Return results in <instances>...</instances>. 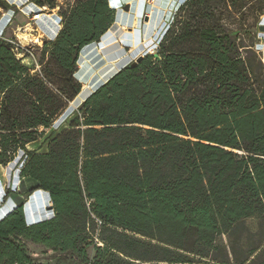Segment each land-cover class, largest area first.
Segmentation results:
<instances>
[{
	"label": "trees",
	"instance_id": "1",
	"mask_svg": "<svg viewBox=\"0 0 264 264\" xmlns=\"http://www.w3.org/2000/svg\"><path fill=\"white\" fill-rule=\"evenodd\" d=\"M263 13L264 0L184 3L157 52L101 84L41 154L28 145L82 92L81 53L115 12L108 0H74L38 48L40 69L0 37V166L21 151V196L48 193L54 213L28 225L22 203L0 220V264H39L26 243L56 264H205L220 237L234 243L248 220H264Z\"/></svg>",
	"mask_w": 264,
	"mask_h": 264
},
{
	"label": "rangeland",
	"instance_id": "2",
	"mask_svg": "<svg viewBox=\"0 0 264 264\" xmlns=\"http://www.w3.org/2000/svg\"><path fill=\"white\" fill-rule=\"evenodd\" d=\"M73 1L74 0H58V7L55 9H49L47 7L42 9V14H44V16L40 17H42V19L50 18L54 22L52 33H49L50 36H55L62 26L63 19L60 16V12L65 10ZM188 1L189 0H162L159 1L160 3L157 1V4L154 0H135L130 4L120 3L118 5L113 3L112 0H108L109 8L115 12L116 16L115 23L108 32L112 33V38L124 49L123 55L121 58L116 59L114 63L110 62L106 68L100 70L99 68L105 63V58L109 59L108 54L105 52L106 49L101 46L103 39H101L99 43L84 48L81 53L82 57L78 63L80 70L76 73L77 79L83 83L82 95L76 101L69 104V108L55 122L51 129L45 130L41 128L40 132L44 134L37 142L30 144L27 149L29 151L46 153L48 149L47 143L51 139L50 137L58 134L69 126V123L76 117L75 111L79 104L85 101L92 92L120 69L134 63L140 57L155 54L163 36L172 23L176 10ZM7 2L13 5L11 12L0 7V21H3V17L7 19L3 26L6 36L9 39L15 40L23 49H31V51H34L36 61L40 65L41 51L38 50V48H41L45 42H48L45 35L41 34V30L39 29L42 26L40 22L42 19L35 21V15L37 14L29 16L28 12L25 10V6H20L23 0H7ZM126 5H129L128 11L125 10ZM242 13L245 14L246 9H244ZM251 22L253 21L251 20ZM261 26H264V13L259 20L258 29L256 30L257 38L254 39V41L259 42L257 53L264 65V32L260 31ZM24 33L39 36V43L30 42L29 39H22L21 34ZM244 39V42L249 43V38L245 37ZM136 45H139V49L131 54V49ZM114 55L116 56V53ZM21 58L24 65L28 67L36 66L31 56L22 55ZM100 77L104 82L100 80ZM21 156L22 152L20 151V154L16 157L17 160L14 159L10 164L4 167L0 166V191H3V195L0 196V220L11 212V208L4 212V209H7V206L11 203L10 198H12L10 197L9 200L4 203L7 190L11 188L12 191L17 192L20 196L23 191L21 188H23L25 180L21 177H17L20 166L16 165ZM28 187L29 185L26 184L25 189H28ZM13 198L15 199V196H13ZM28 198L26 196H22L21 199L17 198V205L22 203L25 204V202L29 203ZM33 202L38 207H43L45 205L44 199L42 197L40 198L38 194L33 197ZM27 210L29 209L27 208ZM53 215V212H45L44 209L42 211L43 220L51 219ZM246 226L247 232L240 240L234 243H230L227 236L220 237L218 240V245L220 246L219 250L214 253L217 262L207 259L204 260L205 264H264V220L253 218L246 222ZM26 246L28 251L38 258L39 264H56V260L51 259L50 254H45V250L42 247L32 243H26ZM89 253L93 256L92 247H90Z\"/></svg>",
	"mask_w": 264,
	"mask_h": 264
},
{
	"label": "crops",
	"instance_id": "3",
	"mask_svg": "<svg viewBox=\"0 0 264 264\" xmlns=\"http://www.w3.org/2000/svg\"><path fill=\"white\" fill-rule=\"evenodd\" d=\"M9 4L11 5V3H9ZM11 6H13V5H11ZM20 6H25V10L28 12L29 16L33 15V14H38V13H40L42 16H44V14H42L43 13L42 8H39V7H37L34 4L28 3V0H23V3ZM11 11L12 10H8V12H11ZM2 20L3 21H0V37L9 39L6 36L5 30L3 29V26L6 23L7 19L5 17H3ZM42 20H40L42 26L39 28L41 30V34H44L45 38H47L48 41H54L57 38L59 32L61 31L62 26L58 30L57 34L52 37V36H50L49 33H52V30H53V27H54L53 20H51L50 18H46V19H42ZM80 59H81V57H80ZM81 84L83 86L82 82H81ZM82 93H83V88H82V92L80 93V95L74 101H76L82 95ZM47 146H48V143H47ZM38 153L41 154L42 152H38ZM40 193H42L43 199L45 201V205L43 207H38L33 202V197H35L37 194H40ZM2 195H3V191H0V196H2ZM13 196H15V199L13 198ZM11 197H12V198H10L11 199V203L9 204V206H7V209H4V212H6L7 210H10V208H11V212H12L13 209L17 208V206H18L17 205V202H18L17 198L21 199L22 196L18 195L17 192H14V194ZM28 199H29V201H28L29 203L25 202V204H24L25 217H26V221H27L28 225H34V224H37V223H39V222H41L43 220V218H42L43 209L45 210V212H52V210L50 209V206L52 205V202H51L50 195L48 193H46L44 191H41V190L40 191H36L34 194L29 196ZM50 202H51V204H50ZM28 204H30V209L29 210H27Z\"/></svg>",
	"mask_w": 264,
	"mask_h": 264
},
{
	"label": "bare ground",
	"instance_id": "4",
	"mask_svg": "<svg viewBox=\"0 0 264 264\" xmlns=\"http://www.w3.org/2000/svg\"><path fill=\"white\" fill-rule=\"evenodd\" d=\"M133 1H135V0H112V2L113 3H115V4H120V3H123V4H130V3H132ZM155 1V3H157V1L159 2V1H162V0H154ZM160 3V2H159ZM158 4V3H157ZM161 6V5H160ZM35 16H37L36 18H35V20L37 19V18H39L40 16H42L40 13L39 14H37V15H35ZM40 19H42V17H40L38 20H40ZM29 26V25H28ZM30 28V27H29ZM32 32V31H31ZM40 36H42V35H40ZM21 37H22V39H25V40H28L29 39V41L30 42H35V43H39V36H36V35H32V34H30V33H24V34H21ZM103 42H102V44H101V46H102V48L104 47L105 49H106V54H108V57H109V59H108V61H107V59L105 58V63L102 65V67H100L99 69L101 70V69H104V68H106L107 67V65H108V63H110V62H112V63H114V61L116 60V59H119V58H121V56L123 55V51H124V49H122L119 45H118V43H116L115 42V40L112 38V33H106L104 36H103ZM92 45V44H91ZM92 48V47H91ZM98 48V47H97ZM139 49V45H136V46H134V48H132L131 49V51H130V53L131 54H133L134 52H136L137 50ZM100 51V50H99ZM116 53V56L114 55ZM82 57V56H81ZM89 58V57H88ZM100 58H102V57H100ZM99 59V58H98ZM96 60V59H95ZM101 62V61H100ZM99 65H100V63H99ZM95 67V66H94ZM96 68V67H95ZM96 69H98V68H96ZM97 72H99V71H97ZM99 77V76H98ZM100 80L101 81H103V79L100 77ZM104 82V81H103ZM87 87H89V86H87ZM38 196H40V198L42 197L43 198V195H42V193H40V194H38ZM37 201H38V199H37ZM30 207V205H28V209H30L29 208Z\"/></svg>",
	"mask_w": 264,
	"mask_h": 264
},
{
	"label": "built area",
	"instance_id": "5",
	"mask_svg": "<svg viewBox=\"0 0 264 264\" xmlns=\"http://www.w3.org/2000/svg\"><path fill=\"white\" fill-rule=\"evenodd\" d=\"M35 17H37V16H35ZM37 20H38V19H36L35 21H37ZM4 39H5L7 42L11 43V44L15 47V50H14V51H15V53H16V55H17V57H18L19 59H22V58H21L22 55H23V56H26V55L31 56L32 59L34 60V64L36 65L37 69L40 68L39 64H38L37 61H36L34 51H31V49H23V48L21 47V45L18 44V43H16V41L13 40V39H7V38H4ZM41 47H42V46H41ZM17 177H20V171H18V173H17ZM97 223H98L99 226L102 225V223H101L100 221H97ZM96 241H97V243H99L98 240H96ZM99 245L102 246V244H99Z\"/></svg>",
	"mask_w": 264,
	"mask_h": 264
},
{
	"label": "water",
	"instance_id": "6",
	"mask_svg": "<svg viewBox=\"0 0 264 264\" xmlns=\"http://www.w3.org/2000/svg\"><path fill=\"white\" fill-rule=\"evenodd\" d=\"M128 6H129V5H126V7H125V10H126V11L129 10V7H128ZM146 21H147V18H146ZM260 31H261V32H264V26H261V27H260ZM142 58H143V57H140L139 59L136 60V62H140V60H141ZM79 70H80V67L78 66V68H77V72H78ZM52 207H53V205L50 206V209H51Z\"/></svg>",
	"mask_w": 264,
	"mask_h": 264
},
{
	"label": "clouds",
	"instance_id": "7",
	"mask_svg": "<svg viewBox=\"0 0 264 264\" xmlns=\"http://www.w3.org/2000/svg\"><path fill=\"white\" fill-rule=\"evenodd\" d=\"M8 214H9V213H8ZM8 214H7V215H8ZM7 215H5V217H6ZM5 217H4V218H5Z\"/></svg>",
	"mask_w": 264,
	"mask_h": 264
}]
</instances>
